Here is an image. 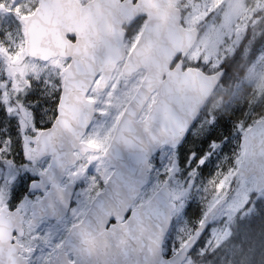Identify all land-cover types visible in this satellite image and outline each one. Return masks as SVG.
<instances>
[{
  "label": "water",
  "instance_id": "1",
  "mask_svg": "<svg viewBox=\"0 0 264 264\" xmlns=\"http://www.w3.org/2000/svg\"><path fill=\"white\" fill-rule=\"evenodd\" d=\"M140 15L147 17L144 30L126 56L124 34L117 35V26ZM83 16L96 20V40L77 36L71 43L66 28L79 23ZM20 20L25 25L30 57L47 61L59 55L72 56L64 69L57 115L36 139L37 158L51 156V161L28 187L44 189L48 182L51 187L32 202V225L45 217L61 220L68 213L75 184L67 189L61 182L68 165L78 159L75 150L84 153L94 147L81 139L95 115V100L88 97V92L96 76L101 74L96 90L102 91L121 60L125 59L122 73L127 77L141 68L146 71L105 150L113 171L104 189L81 221L70 228L58 253L47 264H183L229 195L210 207L188 239L169 256L164 253V242L177 208L171 187L160 186L131 210L130 218H124L149 183L151 157L165 145L179 146L223 79V68L214 72L194 65L183 68L184 58L200 36L199 27L182 23V11L175 0H90L84 5L80 0H40L35 12L22 15ZM71 32L77 35L76 29ZM154 92L156 99L147 115L141 117ZM234 176H254L255 192L264 190V117L245 129L243 156ZM113 218L116 222L108 227ZM24 219L21 207L11 209L5 204L0 208V264H30L14 234H24Z\"/></svg>",
  "mask_w": 264,
  "mask_h": 264
},
{
  "label": "rangeland",
  "instance_id": "2",
  "mask_svg": "<svg viewBox=\"0 0 264 264\" xmlns=\"http://www.w3.org/2000/svg\"><path fill=\"white\" fill-rule=\"evenodd\" d=\"M175 3L182 10L186 27L197 26L202 29L184 62L188 66L204 68L207 72L219 69L224 60L240 46L247 29L264 20V0H175ZM29 8V0L22 3L0 0V113L3 115L0 122V207L13 201V196L22 191L19 204L26 213L30 211L31 202L39 195L29 189V182L37 177L39 169L48 164L46 159H37L35 144L40 130L49 126L56 117L62 90L63 65L59 58L43 61L27 55L25 28L20 16L28 12ZM143 77V71L125 77L119 68L104 92H96L93 86L89 98L97 102L101 111L98 108L99 116L94 118L90 133L102 141L110 140L124 106ZM228 86L222 84L212 95L182 151H161V165L140 198L145 199L146 195L162 185L171 187L172 200L177 202V208L173 212V223L164 245L165 253H169V248L173 252L187 240L194 227L220 197L229 195V200L220 208L207 233L183 264H198L197 256L204 250L224 244L238 214L245 212L242 208L251 195L255 193L259 197L264 191L255 192L254 176H234L243 156L244 131L248 126L245 128L241 121L230 132V138L226 136L217 141L208 139L212 125L217 122L220 113L228 109H244L245 120L255 117L254 108L264 97V48L244 76L234 81L231 87ZM201 139L207 143L199 148L196 143ZM234 139L240 144L233 147V155L227 149ZM181 156L186 163L194 159L197 165L184 170ZM206 163L211 175L198 180L197 174ZM110 170V164L101 159L86 170L82 164L73 169L80 181L88 185L78 188V201L69 214L67 226L82 217L90 200L105 184ZM192 201H198L201 213L198 220H191L188 215L187 208ZM65 223L42 221L36 227H31L28 221V237L24 241L25 253L30 255L31 264H47L61 241L60 232ZM250 229L247 236L254 245V251L247 252L244 242L237 248L234 243L229 244L230 251L233 254L236 251V261H241V264H257V252L264 251V244L257 241L260 232ZM247 236L244 238L248 239ZM225 258L224 254L218 260L224 261Z\"/></svg>",
  "mask_w": 264,
  "mask_h": 264
},
{
  "label": "trees",
  "instance_id": "3",
  "mask_svg": "<svg viewBox=\"0 0 264 264\" xmlns=\"http://www.w3.org/2000/svg\"><path fill=\"white\" fill-rule=\"evenodd\" d=\"M263 48L264 20L261 19L259 23H257V25H255L254 27L250 26L249 29H247L246 35L243 41L241 42L240 46L237 48L234 54L228 56L222 63L221 67L225 70V72L223 79L216 88L215 92L222 84L224 86L229 85L228 87H231L234 81H238V79L243 77L248 68L251 66L254 59L259 55ZM254 109L255 117L246 120V113L244 109H228L227 112L220 113L217 118V122L212 125L213 128L209 132L208 139L211 141H217L224 139V137L226 136L230 138V132H233V129H235V127L241 121L242 123H244V126L246 128L256 119L264 117V97L261 102L255 106ZM2 116L3 115L0 113V122L3 119ZM190 136L191 131L186 135L182 143L176 149H181L182 151L183 146L186 144ZM233 142L234 143H232L231 145H228L227 152L234 155L235 148L233 147L239 145L240 142H237L236 139H234ZM204 143L207 142L201 139L196 144L200 148V146H203ZM197 156H199V154ZM180 162L184 170H190L191 168L197 165L194 159L191 163H186V160L183 158V156L180 157ZM207 166L208 163L204 164L203 169L198 172V180H200L201 178L205 179L211 175V169H208ZM20 195H22V191ZM197 202L198 201H192V203L188 205L187 210L191 220H198L201 217V213L199 214ZM242 211L245 212L243 214H238V219L233 224L232 231L224 241V244L217 245L214 248L209 247L208 249L204 250L202 254L197 256V262H199L198 264H241V261H236V251L235 254H233L229 249V244L234 243L237 248L239 244H242L244 242L246 243L245 249L247 252L254 251V245L253 243L249 242V238L247 236V234H249V230H251L250 228H253L260 232V237H258L257 241L262 242L264 244V191L263 194L259 197L256 196L255 193L252 194L250 199L243 206ZM245 235L248 239L244 238ZM171 250L172 249L169 248V253L171 252ZM224 254L226 257L225 260L219 261L218 259ZM231 256H234L233 259H229ZM255 258L257 264H264V251L257 252Z\"/></svg>",
  "mask_w": 264,
  "mask_h": 264
},
{
  "label": "flooded vegetation",
  "instance_id": "4",
  "mask_svg": "<svg viewBox=\"0 0 264 264\" xmlns=\"http://www.w3.org/2000/svg\"><path fill=\"white\" fill-rule=\"evenodd\" d=\"M2 1H5V0H2ZM7 1H9V0H7ZM12 1H13L14 3H17V2H18V3H22L24 0H17V1L12 0ZM29 1H30V8H29L28 12H26L25 14H32V13H34L35 10L37 9L39 3H40V0H29ZM88 1H90V0H80V3H81L82 5H84V4H86ZM118 1L120 2V1H123V0H118ZM136 2H137V0H133V3H136ZM80 12H81L84 16H86V12H85L83 9L80 10ZM22 14H23V13H22ZM23 15H24V14H23ZM21 16H22V15H21ZM21 16H20V17H21ZM84 16H83L82 20H81L79 23L76 24V23L74 22V24H69V25L67 26V28H66L65 35H66L67 39H68L71 43H74V42L76 41L77 36H85L87 39L90 38V39L96 40V36H97V34H98V26H97V22H96V20H91V19H88V18H86V17H84ZM146 20H147V17H146L145 15H140V16L136 17L132 22H129V23H128L127 21H125V22H123L122 24H120L119 26H117V35L120 36L122 33L124 34L123 44H124V48H125L126 56H127L128 53L131 51V49L133 48V46H134L135 43L137 42L138 38L140 37L141 33L143 32L144 27H145V24H146ZM20 21H21V20H20ZM21 23L23 24L22 21H21ZM23 26H24V28H25V25H24V24H23ZM73 29H76V31H77V35L71 32ZM200 29H201V28H200ZM201 30H202V29H201ZM95 43H96V41H95ZM90 44H92V42H90ZM56 58H59V59H61V60L63 61V65H62V69H61V73H62V82H61V85H63V82H64V76H65L64 69H65V68L71 63V61H72V56H62V55H59V56H57V57H54V58L49 59V61H50V60H53V59H56ZM47 61H48V60H47ZM176 61H177V60H176ZM176 61H175V62H176ZM175 62L171 65V68L174 67ZM124 63H125V59H124V60H121V61H119V62L117 63V66H116V68H115V70H114V72H113V74H112V77H113L114 73L117 72V70H118L119 68H121V70L123 69ZM187 66H188V65H186L185 62H184L183 68H186ZM205 70H206V69H205ZM138 71H143V73H144V75H145V72H146V71H145L144 68H141V69H139ZM138 71H137V72H138ZM122 74H123V73H122ZM100 75H101V74H98V75L96 76V79H95V81H94L92 87L90 88V90H89V92H88V97H89V93H90V91L92 90L93 86H94V88H95V90H96V84H97V81H98ZM112 77H111V79H112ZM125 77H126V76H125ZM110 81H111V80H110ZM109 83H110V82H109ZM109 83H108V85H109ZM108 85H107V87H108ZM107 87H106L104 90H102V91H97V90H96V92H104V91L107 89ZM59 98H60V97H59ZM155 99H156V92H154V93L151 94V96L149 97L148 101L146 102V104H145L144 107L142 108V110H141V112H140V116H141V117H145V116L147 115L148 111H149L150 108H151L152 102H153ZM210 99H211V98H209V100H210ZM93 100H94V99H93ZM209 100L205 103L204 107L202 108L201 112H200L199 115L197 116V118H196V120L194 121L192 127L190 128L189 132L192 130L193 126H194L195 123L198 121V119H199L201 113L204 111V108H205V106L207 105V103L209 102ZM129 101H130V100H128V102H129ZM128 102H127L126 105L124 106V109L126 108ZM98 108H99V106H98L97 102L95 101V115H94V117H93V120H94L95 117H98V116H99V115H97V114H98ZM99 109H100V108H99ZM124 109H123V111H124ZM100 111H101V109H100ZM123 111H122V113H123ZM56 115H57V113H56ZM93 120H92V122H93ZM92 122H91V124H92ZM91 124L89 125V127L87 128V130L85 131V133L83 134L81 140L84 141V142H86V143H88V144H91V145L94 146V147H93L92 149L89 148V149L86 150L84 153H82L79 149H76V150H75V152H76L77 155H78V159H77V161H76L75 163L68 165V167L66 168V171H65L64 179H63L62 182H61V187H62V188H67V189H69V187L71 186L70 184H72V183L75 184V191H74V194H73V196H72V198H71V204H70V207H69V210H68L67 215H66L64 218H62L61 220H57V219H49L48 217H45V218L41 219V220L38 222V224L41 223L42 221H46V222H50V223H59V224H60V223H62L63 221H66L65 225L63 226V228H62V230H61V232H60L61 241H60L59 245H57V247H56V252L53 253V255H51V256L48 258V261H49L51 258H53V257L58 253L59 248L62 246V244H63V242H64V239H65L67 233L69 232L70 228H71L74 224H76V223H78L79 221H81V219L85 216L86 212H87L88 209L90 208V205H91L93 199L97 196V194H98L100 191H102V190L104 189L105 184H106V182H105V184L103 185V187L97 190L96 195L90 200L89 205H88L86 211L84 212V214L82 215V217H81L80 219H76V220H74V222H72V223L70 224V226H67V219H68V217H69V214L72 212L71 210L74 209V207H75V205H76V203H77V201H78V197H77L78 188H82V185H83V186H87V185H88L87 182L80 181L79 176L77 175L76 172H73V169H74L75 167H77L79 164H82V165L84 166V170H86L87 168H90L94 163L99 162V159H101V160H105V161L108 163V160H107V158L104 156V153H105V150L107 149V147L109 146V144H110V142H111V140H112V137H113V135H114V131H115V130L113 131V134L111 135L110 140L102 141L100 138H98L97 136H95V135H93L92 133L89 132V128L91 127ZM189 132H188V133H189ZM188 133H187V134H188ZM172 149H176V148H171L170 146L165 145V146H163V147L160 149V151H159L158 153L154 154V155L151 157V159H150V163H151V165H152L153 168H152V171H151V175H150L149 183H148V184L142 189V192H141L140 196L135 200V202L133 203V205L131 206V208L128 210V212H131V210H132L134 207H137V206H139L142 202H145L146 200H148V199L151 197V195L154 193V192L152 191L153 193L151 192V193L149 194L150 196H149V195H146V196H145V197H146L145 199L140 200L141 196H143L144 193H145V189H146V187H148V185H149L150 182L152 181V179H153V177H154V175H155V173H156V170H157L158 167L161 165V162L159 161V160H160V159H159V156H160L161 151H162V150H172ZM37 159H38V158H37ZM43 159L48 160V161H47L48 164H46V166H44L43 169H39L38 172H39L40 170H45V169L48 167V165H49V163H50V161H51V156H45V157H43L42 159H39V160H43ZM108 165H109V163H108ZM110 168H111V170H110V171H111L110 174H111L112 171H113V168H112L111 166H110ZM81 174H83V173H81ZM37 176H38V173H37ZM109 176H110V175H109ZM34 178H37V177H34ZM34 178H32V179H34ZM32 179H31V180H32ZM107 179H108V178H107ZM31 180H30V181H31ZM106 181H107V180H106ZM50 187H51V182H48V183L46 184V186H45L44 189H43V188H39V189H37V190H32V191H35V192L39 193L38 197H37L35 200H38L40 197H42L43 194L45 193V191H48V190L50 189ZM93 187H94V186H93ZM93 189H94V188H93ZM93 189H92V190H93ZM91 192H92V191H91ZM90 194H91V193H90ZM147 196H149V197H147ZM21 199H22V195H20V194H16V195L13 196V201H11L10 203H5V204L9 205V207H10L11 209H14V208H17V207H21V211H22V213L25 215V219H24V223H23V224H24V234H23V235H18L17 232H14V234L17 235V237H18L17 240H18V242H19V243L21 244V246H22L23 254L29 258V262H30V264H31L30 255H28V254L25 253V245H26V242L24 241V239H26V238L28 237V231H29V229H28V227H29V225H28V221H29V224L31 225V227H32V226H33V227H36L38 224H37V225H32V224H31V222H30V220H31V217H30L31 205H30V211H29L28 213H26V212L23 210L22 205L19 204V203L21 202ZM35 200H33V201H35ZM33 201H32V202H33ZM32 202H31V204H32ZM5 204H3V205H5ZM3 205H2V206H3ZM2 206H1V207H2ZM1 207H0V208H1ZM128 212H127V213H128ZM124 219H125V218H124ZM200 221H201V220H200ZM115 222H116L115 220H114V222H113V220H111V221L109 222V224H108V227H110V225H111L112 223H115ZM197 225H198V224H197ZM197 225L194 227L193 231L195 230V228L197 227ZM193 231H192V233H193ZM207 231H208V230H207ZM207 231H206V233H207ZM192 233H191V234H192ZM206 233H205V234H206ZM191 234H190V235H191ZM205 234H204V235H205ZM204 235H203V237H204ZM167 236H168V234H167ZM203 237L200 239V241L203 239ZM166 239H167V237H166ZM166 239H165V242H166ZM187 239H188V238H187ZM28 240H30V239H28ZM200 241H199V242H200ZM165 242H164V245H165ZM199 242H198V244H199ZM198 244H197V245H198ZM177 250H178V248H176V250H174V251L171 252V253H165V254H166L167 256H169V255L173 254V253H174L175 251H177ZM164 252H165V251H164ZM192 252H193V251H192ZM192 252H191V253H192ZM70 258L73 259V255H72V254H70ZM48 261H47V263H48Z\"/></svg>",
  "mask_w": 264,
  "mask_h": 264
},
{
  "label": "snow or ice",
  "instance_id": "5",
  "mask_svg": "<svg viewBox=\"0 0 264 264\" xmlns=\"http://www.w3.org/2000/svg\"><path fill=\"white\" fill-rule=\"evenodd\" d=\"M131 217V212H128L125 214V219H128ZM115 218H113V222H114Z\"/></svg>",
  "mask_w": 264,
  "mask_h": 264
}]
</instances>
